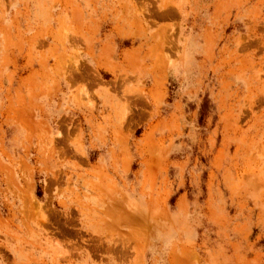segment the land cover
<instances>
[{"label": "rangeland", "instance_id": "rangeland-1", "mask_svg": "<svg viewBox=\"0 0 264 264\" xmlns=\"http://www.w3.org/2000/svg\"><path fill=\"white\" fill-rule=\"evenodd\" d=\"M0 264H264V0H0Z\"/></svg>", "mask_w": 264, "mask_h": 264}]
</instances>
